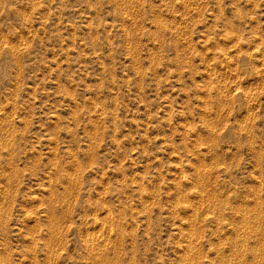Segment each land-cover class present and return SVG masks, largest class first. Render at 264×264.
I'll return each mask as SVG.
<instances>
[{
    "label": "rangeland",
    "instance_id": "374dc122",
    "mask_svg": "<svg viewBox=\"0 0 264 264\" xmlns=\"http://www.w3.org/2000/svg\"><path fill=\"white\" fill-rule=\"evenodd\" d=\"M0 264H264V0H0Z\"/></svg>",
    "mask_w": 264,
    "mask_h": 264
},
{
    "label": "bare ground",
    "instance_id": "6f19581e",
    "mask_svg": "<svg viewBox=\"0 0 264 264\" xmlns=\"http://www.w3.org/2000/svg\"><path fill=\"white\" fill-rule=\"evenodd\" d=\"M242 221L243 222H248V218L246 217V216H242ZM191 248V247H190ZM194 249V248H193ZM194 250H196V249H194ZM194 259V258H193ZM193 259H192V261H193ZM191 260V259H190ZM197 260H198V258H197ZM196 261V260H195ZM198 262V261H197Z\"/></svg>",
    "mask_w": 264,
    "mask_h": 264
}]
</instances>
